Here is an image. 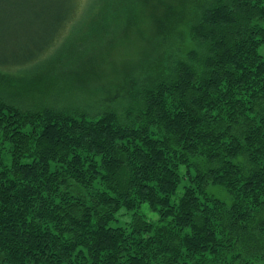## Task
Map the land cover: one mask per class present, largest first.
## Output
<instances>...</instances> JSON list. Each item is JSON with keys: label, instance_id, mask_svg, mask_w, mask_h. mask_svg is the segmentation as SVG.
<instances>
[{"label": "trees", "instance_id": "1", "mask_svg": "<svg viewBox=\"0 0 264 264\" xmlns=\"http://www.w3.org/2000/svg\"><path fill=\"white\" fill-rule=\"evenodd\" d=\"M156 1L0 0L4 78L96 5L154 45L100 113L0 99V264H264V0Z\"/></svg>", "mask_w": 264, "mask_h": 264}, {"label": "rangeland", "instance_id": "2", "mask_svg": "<svg viewBox=\"0 0 264 264\" xmlns=\"http://www.w3.org/2000/svg\"><path fill=\"white\" fill-rule=\"evenodd\" d=\"M78 2L79 13L87 0ZM159 3L157 0V13L161 11ZM99 10L96 5L92 13L84 16L82 13L70 21L62 32L63 37H68L64 46L47 66L23 70L11 77L0 76V99L23 110L46 107L96 114L108 105L113 106L115 95L124 90L121 82L127 70L146 58L151 61L153 34L148 25L149 16L138 26L110 27L103 31L101 27L109 22L101 21ZM259 52L264 55V45ZM147 65L152 68L151 62ZM139 212L152 221L157 219L146 204ZM131 216L132 211L126 212L119 216L117 223L123 225Z\"/></svg>", "mask_w": 264, "mask_h": 264}]
</instances>
